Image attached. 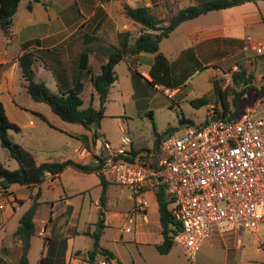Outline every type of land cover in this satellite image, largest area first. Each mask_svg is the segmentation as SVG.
Listing matches in <instances>:
<instances>
[{"label":"rangeland","instance_id":"obj_1","mask_svg":"<svg viewBox=\"0 0 264 264\" xmlns=\"http://www.w3.org/2000/svg\"><path fill=\"white\" fill-rule=\"evenodd\" d=\"M101 1L103 2L104 0ZM138 1L139 4L145 3L141 0ZM178 2L177 5L179 4ZM133 3H135V1H133ZM133 3L130 2L131 5H134ZM261 3H264V1ZM175 4H172L171 0H155L151 8L158 18H164L173 12V9L177 6ZM189 4L190 2L185 0L179 7ZM117 5V3H114L112 6L113 11L119 8ZM259 12H261V15ZM248 14L250 20H254V25L246 29V31H244L245 29L239 28L240 36L243 39L247 38L246 48L245 43L241 39L236 40L237 42L234 45H226L224 43L222 48L220 47V38H217L215 42V46H218L217 48H212L210 46V48H204L205 44L202 43L201 48L190 49L194 52L197 61L207 68H198V65L196 66L194 63L196 60L192 59L193 63H190L189 60L184 57L183 54L186 53L187 55L188 53V51L185 52V50L192 48L188 45L191 36L186 31V26L193 24V26L200 25L207 27L215 24L216 21H222L218 11L209 12L199 16L196 20H192L193 22L188 21L182 24V26L173 31L168 38H163L160 41L158 53H161L165 57L166 63L172 68L173 73H169L171 80L173 77V79L179 80L178 83L181 84L180 92H175L172 98L167 95L168 91L172 90L170 89L173 87L172 85L165 84L169 89L168 91L165 86L157 89L155 86L148 84L144 78L138 75L134 76L133 70L131 71L125 62H119L115 67L118 78L109 90L108 100L104 109L105 117L100 123L99 131L102 132V135H98L99 147H101L104 141H108L111 146L116 147L120 143V138L125 136L131 141V144L126 146L127 149L130 147L134 149H150L155 132L162 134L169 129L175 132L176 130L180 131L182 129L178 127L177 123L180 117L185 116L191 118L194 123L192 126L200 124L204 120L205 114L212 109V105L215 106L218 103V95L213 91V85L220 89L228 101L232 98L230 93V89L233 85L231 73L232 71L238 70L236 66L238 64L242 65L255 77H259L260 80H256V83L262 82L263 78L261 77L264 74V52L258 54L252 47L259 43H264V24L261 21L264 17V6H259V8L255 7L254 11ZM124 16L123 10H121V12L117 11L116 21H123ZM127 22L129 23L128 20ZM162 25H165V23H162ZM99 28L100 32H97ZM111 28V22L103 18L93 31L98 33L97 37L99 39L106 40V38H110L108 31H111ZM131 30L138 33L139 26L137 25L133 27V29L131 28ZM234 36L240 38L238 34H234ZM158 53L144 54V62L138 68L140 72L148 69L150 66L149 62L154 61ZM180 53H182V56H180L182 58L179 57ZM223 56H225L224 60L222 59ZM90 69L91 70L84 77L86 81H88L87 76L97 69V64L91 66ZM207 93L211 98V105L200 108L191 106L190 100ZM25 95L27 98H24ZM25 95L21 94V96L18 97V101L21 104L28 107L36 103L28 94ZM256 97L257 93L255 90H247L238 100L239 110L242 112L253 106ZM82 99H84L85 107L90 102L93 105V98H89L87 92L83 93ZM35 105H37V107L40 106L41 109L46 112V118L52 125L61 126L69 132H71L70 130H74L75 127H78V125H82L81 123L63 121L59 116L53 113L48 104L44 102H40L39 104L36 103ZM30 117L35 123L33 128L22 129L21 132H14L11 130L10 136L12 140H16L15 142L19 144L20 142H24L23 144L32 152L36 160L42 162L47 160L74 159L77 156L74 147L80 143L79 140L68 136L58 129L50 128L47 126L48 124L46 122H43L37 117ZM16 118L21 120L23 115L18 114ZM91 130H94V126L91 127ZM0 163L10 169L17 167V162L9 157L7 150L3 148L1 144ZM102 174L106 182V196H110L111 203L104 212V217L109 225H105L103 229L100 237V244L110 249L115 255L116 252L120 253L124 260L123 264H130L128 254L135 253L137 244L132 243L127 247L124 246V243L121 242L118 236V229L123 220L116 216V213L120 211L119 208L124 210V204L128 202L126 198L130 188L115 183L112 175L108 171H102ZM60 180L62 182V187L60 185L57 186V190L54 192L50 191L46 181L37 186L40 190L39 210L42 216L48 217L49 206L47 203L51 201L56 202V200H59L64 194H67L72 197L77 205H79V202L81 203L83 201L82 205L86 208H83L82 212L88 210L89 214L87 217L89 216V218H91L92 214L96 217L98 209L93 202L98 199L101 194L102 186L100 184L99 175L95 172H82L72 167H67L60 174ZM146 197L149 204H151L153 202L152 197L148 195H146ZM62 206L63 202L58 204L59 208ZM21 210H23V207L16 213L12 220L7 221L4 226H2L0 229V237L9 239L8 236H10L17 224L16 220ZM82 215L83 213L80 216L79 226H81L83 221V219L81 220ZM75 220L76 219H74V221ZM1 224H3L2 221L0 226ZM37 224L40 226L43 225L40 223ZM63 224L64 219L62 218H59L54 226L49 223L48 227H52V239L65 240L66 237H74L75 246L86 245V248H89L92 245V239L86 236V234L75 233L74 226H64ZM47 230V234L50 235V229ZM236 230L235 234L226 233L229 235V240L223 241L219 247L227 248L230 257H233L232 259L237 261L236 264H264V220L259 223L254 236L242 228H237ZM45 237L46 236L38 235L37 231L31 237L28 251V264H40L41 258H44L46 253V247L44 245L46 241ZM237 238H239L238 242ZM52 246L56 247L55 250L58 251V254L52 258V262L57 264L59 263L62 251H64L65 244L64 242L61 244L59 242L53 243ZM179 246H175L177 254L186 260L187 264H190ZM16 262L17 260L13 256L10 255V257H8L7 264H16ZM46 262L49 264V262H51L50 258H47Z\"/></svg>","mask_w":264,"mask_h":264},{"label":"crops","instance_id":"obj_2","mask_svg":"<svg viewBox=\"0 0 264 264\" xmlns=\"http://www.w3.org/2000/svg\"><path fill=\"white\" fill-rule=\"evenodd\" d=\"M29 1L32 2L31 9L27 8V4ZM133 1H135V3H133ZM141 1L145 3L139 4L138 0H104L103 2L101 0L19 1L17 10L13 15V26L11 34L5 36L0 30V101L4 105L9 120L20 127V130L18 132H21L22 129H29L35 126V123L30 116L37 117L42 120L39 116L31 113L30 111L41 113L42 115L47 117L46 112L42 110L40 106L37 107V105H35L36 103L39 104L40 102L35 101L36 103H33L31 106L26 107L18 101V97L21 96V94H28L25 88V80L21 76L18 57L25 50L33 51L35 55V60L32 63L34 80L43 81L50 91L58 92V83L55 77L56 70L53 68V66H57L58 62H60V67H66L67 81L70 82V69L73 65L74 59L76 58L80 50L87 46L85 42L90 41L89 45L93 46L94 50L89 53V68L94 64H97V69L87 76L88 81L84 79L85 76L83 77V89L80 93V97L82 99L83 93L87 92L88 97L93 98V105L97 107L98 96L91 85L89 77L92 74H98L100 65L106 61V56L100 50H98V46L116 44L117 34L119 32L131 30V28L133 29V27L138 25L137 23L129 19L125 14L124 15L126 17L124 16V20L121 21L122 23L118 22V20L116 21V15L117 11L121 12V10H123L124 13L123 8L125 5H128L130 7H137L140 5L151 7L155 3V0ZM183 1L185 0H179V2L178 0H171L172 4L176 3L175 5H177V2L179 3L176 8L173 9V12L181 8L179 7V5L182 4ZM187 1H189L190 4L196 3V0ZM263 1L264 0H258L256 2L248 1L225 9L213 10L219 12L222 21H216V23L211 26H193V24L187 25L186 31L191 36L188 45L192 48L185 50V52H189L190 49L193 50L201 48L202 43L205 44L204 48H208L209 46L212 48H217L218 46H215L217 38H220V47L222 48L224 43L226 45H234L237 42L236 40L240 39L245 43L246 48L247 38L243 39L240 36L239 28L245 29L244 31H246V29H249L254 25L255 22L254 20H250L248 13L254 11L255 7H263L264 3H261ZM130 2H132L134 5H131ZM114 3H117V6L120 9L117 8L115 9V11H113L112 6L114 5ZM259 14L261 15V12H259ZM198 17L181 22L175 29L170 32V34L178 27L182 26V24L188 21L196 20ZM103 18L109 20L112 25L111 31H108L110 38H106V40H102L97 37V32H100V28L98 30L96 29V33L93 31ZM127 20L129 21V23L127 22ZM261 21L264 24V17ZM234 34H238L240 38L235 37ZM24 44H27L26 48H24ZM192 53L194 59L197 60L193 51ZM181 54L182 53H180L179 57L182 56ZM183 55L186 59L189 60L190 63L192 62L190 53H187V55L186 53H184ZM222 59L224 60L225 56H223ZM117 64L115 65V67L117 66ZM129 68L132 71V68ZM149 68L150 66L147 70H143L140 72L147 79H150L149 73L147 72L149 71ZM171 73H173L172 68ZM178 81L171 80V85L173 87L170 89L174 91V94L175 92H180L181 84L178 83ZM164 86L167 88L165 84H157L156 88L160 89ZM167 90L169 89L167 88ZM24 98H27L26 95ZM84 103V99H82L81 107H85ZM18 114L23 115V118L21 120H18L16 118ZM47 126H49L50 128L58 129L71 137H73L71 134L74 133H86L90 137L93 132V130H86L83 125H78V127H75L74 130H70L71 132L65 130L61 126L52 124ZM99 130L100 127L97 130V134L102 135V132ZM23 143L24 142H20V145L26 148L27 146H25ZM129 144H131V141ZM74 149L77 152V156L73 160L91 164L96 162V158L94 157L99 155V153L103 150L102 147H99L98 145V139L96 140L95 145L91 147V150H88L81 141L79 144L75 145ZM60 174L55 177L46 174L44 181L47 182V186L49 187L50 191H56V187L59 185L62 187ZM37 186L39 185L28 187L25 185L14 184L11 185L5 192L0 189V204L3 205V207L0 209V223L1 221L3 222V224H1L0 226V229L7 221L12 220L16 213L23 207V210H21L16 220L17 224L15 228L12 230L10 236H8L9 239L0 237V264H7L8 257H10V255L13 256L17 261L20 257L21 243L16 237L13 236V232L18 225V220L21 214L30 206L32 202L31 195L35 194L37 191L40 194V190L37 188ZM157 189L158 186L153 184H148L145 186L143 193V196L147 201V209L145 214L135 212L134 195L132 193V190L129 189L130 191L126 198L128 202L124 204V210H122V208H119L120 211L116 213V216L122 218L123 220L118 229L119 239L124 243V246L126 247L132 243L137 244L135 253L128 254L130 264H187V261L184 260L176 252L175 246H179V244L177 243H174L166 253H160L156 249V245L161 243L163 239L159 220L158 201L156 198ZM146 195L152 197L153 202L151 204H149ZM61 202H63V206L59 208L58 204ZM93 203L97 207V209H99V198L94 200ZM110 203L111 200L110 196L108 195L106 196V209L110 206ZM15 204L17 205V208L12 207V205ZM47 204L49 206L48 217L46 218L42 216L41 211L39 210V201L38 208L33 218L36 227L35 232L37 231L38 235L46 236V241L44 242L46 253L44 255V258H41L40 264H48L46 262L47 258H50L51 260L49 264H55L52 262V258L58 254V251L55 250L56 247H53L52 244L59 242L60 244L64 242L65 246L64 251H62L60 255L59 263L57 264H89L85 252H87L91 248V246L89 248H86V245L75 246L74 237H66L65 240L52 239V227H48V225L50 223L54 226L56 221L59 218H62L64 219V226H74L75 233L85 234L86 231H92L94 229L93 225L97 220V216L95 217L94 214H92L91 218H89V216L87 217L89 211L86 210L82 212V209L86 208L82 205L83 201L81 203L79 202V205H77L72 197L68 196L67 194H64V196L60 197L59 200H56V202L51 201ZM82 213L83 215L81 217V220L83 219V221L81 223V226H79V220ZM131 213L134 214L132 221L130 222L128 221V216ZM74 219L76 220L74 221ZM37 223L43 225L40 226ZM104 224L109 225V223L106 222V218L104 220ZM127 226L131 228L130 231H125V228ZM42 229H44L43 234L40 233V230ZM47 229H50V235L47 234ZM236 229L237 228L230 231V233L228 234H235V232L237 231ZM228 234L221 235L216 230L212 231L210 236L200 246L195 262L191 263L188 260L190 264H236L237 261L232 259L233 257H230L228 249L219 247L221 246V243L223 241L229 240ZM86 236L90 237L87 234ZM238 241L239 238H237V242ZM179 247L182 249L181 246ZM182 253L184 255L183 249ZM113 255L114 257L109 261H105L104 258L100 255H97L96 260L98 263L99 261L104 260L106 264H123L124 260L120 253L116 252V255L114 253Z\"/></svg>","mask_w":264,"mask_h":264},{"label":"trees","instance_id":"obj_3","mask_svg":"<svg viewBox=\"0 0 264 264\" xmlns=\"http://www.w3.org/2000/svg\"><path fill=\"white\" fill-rule=\"evenodd\" d=\"M19 1L0 0V30L5 36L10 35L12 32L13 15L17 10ZM248 1L256 2L258 0H196V3L181 7L164 18H158L150 6L140 5L130 7L125 5L123 8L124 14L138 24L139 32L136 33L133 30L119 32L117 34L116 44L98 46V50L106 56V61L100 65L98 74H92L89 77L91 85L98 96L97 107H94L91 102L86 107H81L82 99L80 93L83 89V77L90 71L88 63L89 53L94 50V47L89 45L90 41L85 42L87 46L82 48L74 59L70 69V82L67 81L66 67H60V62H58L57 66H53L56 70L55 77L58 83V92L50 91L43 81L34 80L32 63L35 60V55L33 51L25 50L18 57V62L21 69V76L25 80L26 91L34 101L48 104L51 111L63 121L81 123L86 130H91V127L94 126L90 137L86 133L71 134L81 141L88 150H91V147L95 145L98 139L97 130L100 127L101 120L105 117L104 109L109 88L117 79L115 72V65L117 63L120 61L126 62L132 68L134 76L138 75L144 78L151 86L156 87L157 84L171 85V77L169 74L171 73V68L166 63L165 57L161 53H158L160 41L163 38H167L170 32L183 21L196 18L209 11L225 9ZM27 8H32L31 1L28 2ZM162 23H165V25H162ZM26 45L24 44V48H26ZM144 53H158L154 61L149 62L150 68L148 73L150 79L144 77L138 69L144 62ZM188 53H190L191 59L195 60L192 51L190 50ZM194 63L196 66L198 65V68H207L197 60ZM236 66L238 70L232 71L231 73L233 85L230 93L232 98L228 101L220 89L213 85V91L218 95V103L215 106L212 105V109L205 114L204 120L196 125L197 127L217 118L225 120L235 119L241 113L238 107V100L247 90L253 89L257 94L264 91V74L261 77L263 81L256 83V80H260L259 77L252 75L240 64ZM172 80L175 81L173 77ZM211 103L212 101L208 93L190 100V104L194 108L208 107ZM30 112L39 116L48 125H51L41 113L35 111ZM177 123L180 128L194 124L191 118L185 116L180 117ZM11 130L18 132L20 127L9 120L4 105L0 101V144L7 150L9 157L17 162V167L14 169L5 167L0 163V189L5 192L14 184L34 187L44 181L46 174L55 177L67 167H72L82 172L97 173L102 189L99 196L97 220L94 223L95 227L92 231L85 232L92 239L91 248L85 252V255L89 264H98L96 260L97 255L103 257L105 261L111 260L114 257L113 253L99 244L101 234L105 227L104 212L106 209V182L101 171L105 157L104 153L95 156L96 162L93 164L82 163L73 159L38 162L28 149L11 139ZM173 132L175 131H172V129L166 130L162 134L155 132L150 149H134L130 147L126 151V154L120 155V157L132 162L139 161L153 165L154 158L160 153V146L163 139ZM31 198L32 202L30 206L21 214L18 225L13 232V236L21 243V253L17 264H28L30 240L35 234L36 227L33 218L39 205V192L37 191L31 195ZM156 198L158 201L159 220L163 236L162 242L156 245V249L160 253H166L174 244L173 236L180 229L178 223L168 210V205L171 200L164 187H158Z\"/></svg>","mask_w":264,"mask_h":264},{"label":"built area","instance_id":"obj_4","mask_svg":"<svg viewBox=\"0 0 264 264\" xmlns=\"http://www.w3.org/2000/svg\"><path fill=\"white\" fill-rule=\"evenodd\" d=\"M252 49L262 54L264 43ZM129 143L125 136L116 147L104 141L101 171L132 190L136 213H146V185L164 187L171 200L168 210L180 229L173 241L191 263L214 230L225 235L242 228L255 235L264 220V91L233 120L217 118L167 135L153 165L122 159Z\"/></svg>","mask_w":264,"mask_h":264}]
</instances>
